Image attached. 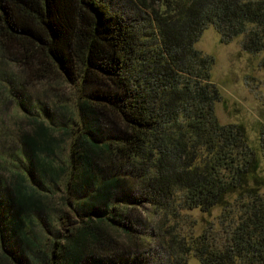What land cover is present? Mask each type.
I'll use <instances>...</instances> for the list:
<instances>
[{"label": "trees", "instance_id": "obj_1", "mask_svg": "<svg viewBox=\"0 0 264 264\" xmlns=\"http://www.w3.org/2000/svg\"><path fill=\"white\" fill-rule=\"evenodd\" d=\"M209 24L225 42L245 34V49H264V0H0V61L13 59L35 80L59 72L83 91L72 149L80 195L69 205L79 219L62 236L47 227L53 240L44 246L31 227L44 214L52 223L41 186L66 171L55 155L72 127L31 110L0 71L13 86L0 102L13 99L29 125L17 169L0 177V264H189L191 254L201 264H264V139L255 144L243 123L219 120L214 57L195 47ZM123 166L141 176L139 192L118 195ZM177 187V209L210 210L239 193L224 243L170 228L149 244L147 210L168 208Z\"/></svg>", "mask_w": 264, "mask_h": 264}, {"label": "rangeland", "instance_id": "obj_2", "mask_svg": "<svg viewBox=\"0 0 264 264\" xmlns=\"http://www.w3.org/2000/svg\"><path fill=\"white\" fill-rule=\"evenodd\" d=\"M245 39L246 35L240 34L225 42L222 40L219 29L214 24H209L202 30L195 47L204 54L214 57L212 79L220 86L223 93V99L217 103L216 107L219 120L222 123H243L252 141L255 144H261L264 139V49L260 51L245 49ZM0 71L13 77L14 89L23 95V101L32 108L31 110L48 119L59 130L66 125L72 127L70 135L63 134L66 139L55 155V162L65 166L66 171L62 172V176L57 179H46L45 184L41 186L50 194L46 211L52 223L47 224L44 214L42 218L37 217V224L31 227L40 234L44 246H51L53 239L47 233V227L53 226L51 229L57 227L56 236L58 237L65 234L69 224L79 219L70 211L69 205L76 203L79 199L76 195H80L72 180V169L75 166L72 149L75 148L74 139L78 136L80 124L83 122L77 103L83 91L65 81L59 72H55L48 78L35 80L29 76L22 65L5 56L0 61ZM26 76L27 79H24ZM6 86L13 87L7 83H0V92L3 94L8 91V89L5 90ZM1 95L0 93V97ZM3 96L4 100L0 102V158H2L0 159V177L8 176L12 169H17V165L12 164V160L17 158L13 155L21 152L19 133L29 126L26 120L23 122L19 117L24 114L22 108L18 107L13 99L7 100V96ZM15 161L17 162V159ZM261 163L263 171V155ZM115 170L107 168L105 174L110 175ZM131 170L129 166L121 168L125 180L118 195L139 192L142 178L139 175H131ZM155 172V168L151 167L148 174ZM262 191L264 192V188ZM175 195L168 208L150 207V210H147L146 230L150 245H156L157 234L162 235L163 231L170 228L189 239L209 233L217 239L219 244L226 241L228 228L225 226L224 218L227 214L237 217L239 193L229 195L224 202L214 205L210 210H204L201 207L177 209V205L184 198V190L177 187ZM70 212L69 223L65 217ZM34 216L37 214L34 213ZM189 264H201V262L194 254H191Z\"/></svg>", "mask_w": 264, "mask_h": 264}]
</instances>
